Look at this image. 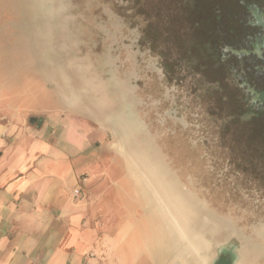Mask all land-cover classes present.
Wrapping results in <instances>:
<instances>
[{
    "label": "rangeland",
    "instance_id": "obj_1",
    "mask_svg": "<svg viewBox=\"0 0 264 264\" xmlns=\"http://www.w3.org/2000/svg\"><path fill=\"white\" fill-rule=\"evenodd\" d=\"M228 2L0 0V129L22 121L29 125L33 114H40V128L51 136L62 135L66 125L62 139L87 148L83 157L62 166V173L57 157L47 161L49 170L57 169L53 182L68 187L74 174H84L81 181L90 188L79 198L98 201L93 210L105 212L99 224L105 232L117 226L142 236L147 227L163 232L161 208L142 186L121 133L101 123L104 116L88 111L97 102L117 108L140 121L135 130L143 166L162 162L211 211L258 240L264 231V136L253 134L255 122L251 128L241 127L236 118L229 121L239 106L229 81L238 73L230 77L226 71L225 53L214 62L207 51L216 48L213 27H222L221 21L214 23V13L226 14ZM123 85L130 87L137 106H120L116 94ZM74 126L77 130H69ZM4 147L0 142V153ZM123 195L149 216L136 229L124 216ZM173 225L181 234L190 231L178 217ZM225 239L220 235L217 242ZM128 245L137 251L143 239ZM204 257L208 263L211 253ZM101 258L103 264H115L114 254ZM173 263L186 261L174 255Z\"/></svg>",
    "mask_w": 264,
    "mask_h": 264
},
{
    "label": "crops",
    "instance_id": "obj_2",
    "mask_svg": "<svg viewBox=\"0 0 264 264\" xmlns=\"http://www.w3.org/2000/svg\"><path fill=\"white\" fill-rule=\"evenodd\" d=\"M33 117L39 123L25 125L22 121L18 127L0 129V142L6 143L0 153V264H103L104 259H98L103 254H114L115 264H174L173 256L180 254L174 253L165 231L147 227L143 236L135 230L122 232L118 226L113 233L103 231L99 224L105 212L93 210L98 201L79 198L81 191L85 195L90 188L81 181L84 174H74L68 187L65 182H53L57 169L49 170L47 161L57 157L58 172L62 173V166L71 158L83 157L87 147L62 139L66 125L63 134L55 137L45 126L40 128V114H33L29 121ZM70 129L77 130L75 126ZM78 142L83 144L85 139ZM117 189L124 192L120 186ZM123 197L129 227L136 229L142 217L148 221L149 216L141 215L133 198ZM137 239H143L141 249L124 246ZM234 255L223 252L212 264H264L237 261ZM196 264L205 263L198 258Z\"/></svg>",
    "mask_w": 264,
    "mask_h": 264
},
{
    "label": "water",
    "instance_id": "obj_3",
    "mask_svg": "<svg viewBox=\"0 0 264 264\" xmlns=\"http://www.w3.org/2000/svg\"><path fill=\"white\" fill-rule=\"evenodd\" d=\"M215 2L218 5V2ZM116 99L120 106L138 105L128 85H123L120 92H117ZM95 107H90L88 111L104 116L101 117V123L111 124L121 133L126 145L125 154L134 157L137 163L135 171L140 176L142 186L147 191L151 201L161 208L164 231L170 237L172 247L184 257L187 264H196L198 258L200 262L212 264L223 252L235 253L234 258L237 261L254 262L259 260L264 262V231H260L259 239L253 241L252 238L243 235L235 227L234 222L211 211L196 193L177 180L169 167L164 166L162 162H159L160 166L158 165V167L149 164L143 166L141 164L143 162L137 153L136 143L137 135L140 136V133L135 130V126L140 125V121H132L117 108L108 110L100 102L95 103ZM242 118H245V115L239 118L236 114L237 123L241 127H247ZM35 122H37V118H31L30 123ZM233 122L235 123V121ZM123 128L128 130V138L124 136ZM149 182L153 187L148 185ZM152 188L157 189V197L153 194ZM177 217L182 225L186 226L187 224L189 226V232L181 234L177 229H174L173 218ZM220 235L225 236L224 243L217 242ZM206 253H211L208 263L204 257Z\"/></svg>",
    "mask_w": 264,
    "mask_h": 264
},
{
    "label": "flooded vegetation",
    "instance_id": "obj_4",
    "mask_svg": "<svg viewBox=\"0 0 264 264\" xmlns=\"http://www.w3.org/2000/svg\"><path fill=\"white\" fill-rule=\"evenodd\" d=\"M217 4L220 6V3ZM228 4L227 8H223L227 10L226 14L221 9H217L215 13L214 23L221 21L218 23L222 27L218 24L213 27L211 35L216 48L207 51L214 62L225 53V59L222 57L221 60L224 64L227 62L231 69L226 68V71L230 77L233 73H238L237 78L233 76L229 81L234 87L232 99L238 101L240 106L235 107V113L239 118L245 115L246 119H242L245 126L252 128L253 123H257L252 130L253 134L263 137L264 0H229ZM222 46L227 50L223 51ZM236 114L229 121L233 122ZM261 157L263 158V155Z\"/></svg>",
    "mask_w": 264,
    "mask_h": 264
},
{
    "label": "bare ground",
    "instance_id": "obj_5",
    "mask_svg": "<svg viewBox=\"0 0 264 264\" xmlns=\"http://www.w3.org/2000/svg\"><path fill=\"white\" fill-rule=\"evenodd\" d=\"M156 192H157V190H156ZM177 227V226H176Z\"/></svg>",
    "mask_w": 264,
    "mask_h": 264
}]
</instances>
